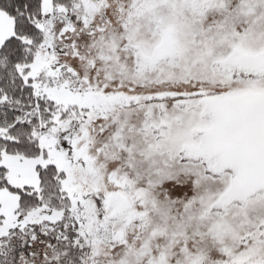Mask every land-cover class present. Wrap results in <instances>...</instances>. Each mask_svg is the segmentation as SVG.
Here are the masks:
<instances>
[{
	"label": "snow or ice",
	"instance_id": "obj_1",
	"mask_svg": "<svg viewBox=\"0 0 264 264\" xmlns=\"http://www.w3.org/2000/svg\"><path fill=\"white\" fill-rule=\"evenodd\" d=\"M0 264H264V0H0Z\"/></svg>",
	"mask_w": 264,
	"mask_h": 264
}]
</instances>
